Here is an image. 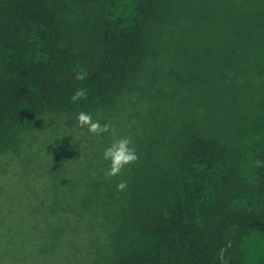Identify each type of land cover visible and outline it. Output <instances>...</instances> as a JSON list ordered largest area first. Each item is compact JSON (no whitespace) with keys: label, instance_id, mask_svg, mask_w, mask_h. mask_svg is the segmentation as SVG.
I'll return each mask as SVG.
<instances>
[{"label":"trees","instance_id":"16d2710c","mask_svg":"<svg viewBox=\"0 0 264 264\" xmlns=\"http://www.w3.org/2000/svg\"><path fill=\"white\" fill-rule=\"evenodd\" d=\"M188 2L0 0V154L46 114L90 113L115 100L143 69L157 28L172 25L179 43L201 42V16ZM244 2L236 1L240 17L226 16L221 33L224 46L241 49L222 72L230 97L246 64L264 74V0L250 8ZM78 71L87 78L76 80ZM213 74L209 82L220 77ZM78 88L87 98L72 103ZM230 97L207 105L205 124L195 118L191 128H178L175 159L166 145L174 135L158 138L127 167V188L106 191L103 208L86 210L123 234L117 250L97 264H247L245 238L264 234V154L242 164L238 147L221 135L217 123Z\"/></svg>","mask_w":264,"mask_h":264},{"label":"rangeland","instance_id":"374dc122","mask_svg":"<svg viewBox=\"0 0 264 264\" xmlns=\"http://www.w3.org/2000/svg\"><path fill=\"white\" fill-rule=\"evenodd\" d=\"M236 1L189 0L201 16L199 43L196 37L192 44L176 42L172 25L153 31L140 74L115 100L89 113L101 124L111 122L110 132L88 133L78 126V113L46 114L0 154V264H86L92 257L97 264L117 250L123 242L121 231L114 226L108 230L86 213L103 208L104 193L117 187L127 172L126 167L105 179L109 163L103 151L115 139L128 136L137 153L147 154L149 145L172 134L166 145L175 159L182 142L178 128H191L195 118L194 124H205L207 105L214 107L230 97L222 72L236 62L241 49L224 46L221 33L226 16L240 17L242 6ZM242 1L250 8L258 0ZM188 14L185 8L181 11L183 17ZM242 70L235 75L242 81L232 85L224 107L227 116L217 125L238 147L242 164L247 160L250 165L264 154V74L247 64ZM209 73L220 77L209 82ZM244 247L247 264L264 263V234L246 237Z\"/></svg>","mask_w":264,"mask_h":264},{"label":"clouds","instance_id":"9594fccd","mask_svg":"<svg viewBox=\"0 0 264 264\" xmlns=\"http://www.w3.org/2000/svg\"><path fill=\"white\" fill-rule=\"evenodd\" d=\"M74 78L78 81H82L87 77L83 71H78L74 74ZM87 95L86 89L78 88L70 99L72 103H78L86 99ZM76 119L78 126L80 128H86L88 133L92 135L101 136L112 130L111 122L101 124L99 120H94L92 115L86 112H79ZM103 159L109 163V167L104 173V178L111 179L112 177L120 175L126 167L137 163L139 156L136 148L133 146L131 138L125 136L115 139L104 149ZM126 188V180H121L120 183L117 184V191H124Z\"/></svg>","mask_w":264,"mask_h":264}]
</instances>
